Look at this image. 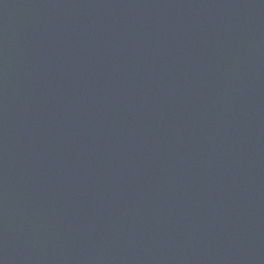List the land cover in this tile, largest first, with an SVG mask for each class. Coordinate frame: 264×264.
<instances>
[{
  "label": "water",
  "instance_id": "water-1",
  "mask_svg": "<svg viewBox=\"0 0 264 264\" xmlns=\"http://www.w3.org/2000/svg\"><path fill=\"white\" fill-rule=\"evenodd\" d=\"M0 264H264V0H0Z\"/></svg>",
  "mask_w": 264,
  "mask_h": 264
}]
</instances>
